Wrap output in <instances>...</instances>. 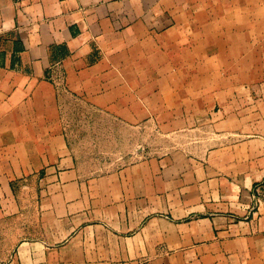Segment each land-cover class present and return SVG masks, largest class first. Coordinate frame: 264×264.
<instances>
[{
  "label": "crops",
  "instance_id": "1",
  "mask_svg": "<svg viewBox=\"0 0 264 264\" xmlns=\"http://www.w3.org/2000/svg\"><path fill=\"white\" fill-rule=\"evenodd\" d=\"M0 228V264H264V0H0Z\"/></svg>",
  "mask_w": 264,
  "mask_h": 264
},
{
  "label": "rangeland",
  "instance_id": "2",
  "mask_svg": "<svg viewBox=\"0 0 264 264\" xmlns=\"http://www.w3.org/2000/svg\"><path fill=\"white\" fill-rule=\"evenodd\" d=\"M61 103L62 118L66 124H69L72 127V129L75 128V125L80 127L85 125L93 126L95 124L97 117L90 116V113L87 110L89 109L88 106L73 95H63ZM82 111H85V114L87 115H82ZM103 122L104 124L106 123V121ZM88 126L83 128L82 133H80V131L77 133L85 140L83 150L99 159H103L106 167H116L133 158V155L135 154L133 151L136 150V148L131 147L133 140L128 139V137H132L133 134L125 132L122 124H116L114 136H106L105 132L98 131L95 126L92 128H88ZM102 127L105 129L103 125ZM71 134L74 135V132ZM5 232L6 229L0 228V258L8 249V245L6 244V237L8 234Z\"/></svg>",
  "mask_w": 264,
  "mask_h": 264
}]
</instances>
